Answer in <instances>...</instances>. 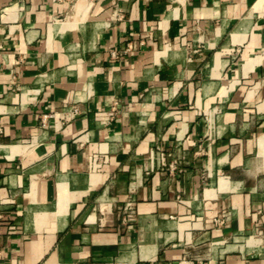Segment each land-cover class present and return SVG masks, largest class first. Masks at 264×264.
<instances>
[{"label": "crops", "instance_id": "0c3cea01", "mask_svg": "<svg viewBox=\"0 0 264 264\" xmlns=\"http://www.w3.org/2000/svg\"><path fill=\"white\" fill-rule=\"evenodd\" d=\"M263 227L264 0H0V264H264Z\"/></svg>", "mask_w": 264, "mask_h": 264}, {"label": "built area", "instance_id": "2783aa9c", "mask_svg": "<svg viewBox=\"0 0 264 264\" xmlns=\"http://www.w3.org/2000/svg\"><path fill=\"white\" fill-rule=\"evenodd\" d=\"M79 115H81V110L78 108L77 105H73L68 111L63 113L62 119L63 120H71V119L76 118ZM53 116H55V115L54 114H48V115H45V118L46 117H53ZM43 121L45 122V119H43ZM135 205H136L135 200L132 197L128 198L127 201L123 204L122 210L125 213L126 217H128L129 215H131L135 212ZM213 221L215 223H223L224 222V220L222 218H215ZM259 234H261V235L264 234V227L259 230Z\"/></svg>", "mask_w": 264, "mask_h": 264}]
</instances>
